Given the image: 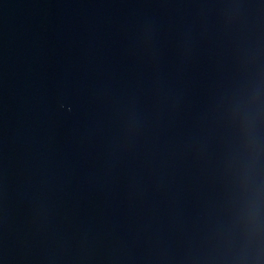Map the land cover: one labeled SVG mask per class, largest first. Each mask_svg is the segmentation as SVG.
Here are the masks:
<instances>
[{
	"label": "water",
	"instance_id": "1",
	"mask_svg": "<svg viewBox=\"0 0 264 264\" xmlns=\"http://www.w3.org/2000/svg\"><path fill=\"white\" fill-rule=\"evenodd\" d=\"M0 264H264V0H0Z\"/></svg>",
	"mask_w": 264,
	"mask_h": 264
}]
</instances>
